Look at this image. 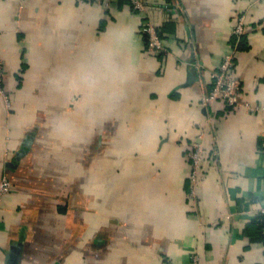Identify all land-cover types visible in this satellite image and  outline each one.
Here are the masks:
<instances>
[{
  "label": "crops",
  "instance_id": "0c3cea01",
  "mask_svg": "<svg viewBox=\"0 0 264 264\" xmlns=\"http://www.w3.org/2000/svg\"><path fill=\"white\" fill-rule=\"evenodd\" d=\"M147 10L165 53L131 0H0V264H264V0ZM241 16L238 105L204 106Z\"/></svg>",
  "mask_w": 264,
  "mask_h": 264
},
{
  "label": "built area",
  "instance_id": "2783aa9c",
  "mask_svg": "<svg viewBox=\"0 0 264 264\" xmlns=\"http://www.w3.org/2000/svg\"><path fill=\"white\" fill-rule=\"evenodd\" d=\"M97 2H105L107 6H110L111 0H94ZM132 8L135 12L143 15L144 22L141 26L142 33L146 36L147 48L148 51L153 54H161L167 51L165 42L161 38L159 29L152 23L148 17L147 4L149 0H131ZM171 10V9H170ZM246 29L245 17L241 16L234 28L233 36L236 37L239 42L241 36L244 35ZM238 46L230 42L229 50L226 51L223 55L222 60L217 66L216 70H213L211 73V90L205 94L201 102L204 106H212L218 101H222L226 106L235 108L239 102V96L241 93V86L239 81L235 76V61L238 56ZM196 66V71L199 76H202L204 68L198 62L194 64ZM3 61L0 57V95L5 96L3 89ZM205 132L200 131L195 139L191 141L188 145V158L192 163V172L190 176L191 190L189 192V198L195 199V188L199 179L201 178V165L203 159L207 156L205 147H204ZM210 157V155H209ZM213 160L217 158V152L214 151L211 154ZM14 189L12 183L8 178H3L0 181V204L3 198L10 194ZM249 202V200L247 201ZM259 218L264 225V207L262 206L258 210ZM195 264L198 263V259H195Z\"/></svg>",
  "mask_w": 264,
  "mask_h": 264
},
{
  "label": "trees",
  "instance_id": "16d2710c",
  "mask_svg": "<svg viewBox=\"0 0 264 264\" xmlns=\"http://www.w3.org/2000/svg\"><path fill=\"white\" fill-rule=\"evenodd\" d=\"M160 34H161V33H160ZM161 38H162V34H161ZM162 40L164 41L163 38H162ZM242 40H243V36H241L239 42H236V41H237L236 37H234L233 35L231 36V42H233V44H237V46H238V50H241V48H240V44L243 42ZM259 222H260V223L262 222L261 219H260ZM259 222H258V223H259ZM262 224H263V222H262ZM263 228H264V225H263Z\"/></svg>",
  "mask_w": 264,
  "mask_h": 264
}]
</instances>
